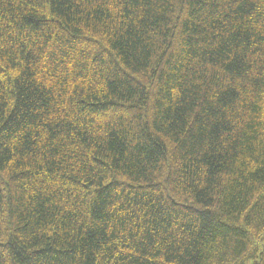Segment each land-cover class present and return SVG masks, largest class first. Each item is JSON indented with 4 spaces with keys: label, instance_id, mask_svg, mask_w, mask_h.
Segmentation results:
<instances>
[{
    "label": "trees",
    "instance_id": "obj_1",
    "mask_svg": "<svg viewBox=\"0 0 264 264\" xmlns=\"http://www.w3.org/2000/svg\"><path fill=\"white\" fill-rule=\"evenodd\" d=\"M0 264H264V0H0Z\"/></svg>",
    "mask_w": 264,
    "mask_h": 264
}]
</instances>
